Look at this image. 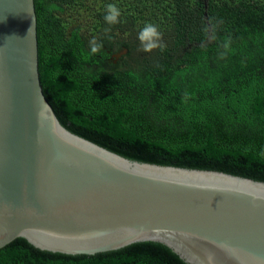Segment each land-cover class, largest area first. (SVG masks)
<instances>
[{
	"label": "trees",
	"instance_id": "16d2710c",
	"mask_svg": "<svg viewBox=\"0 0 264 264\" xmlns=\"http://www.w3.org/2000/svg\"><path fill=\"white\" fill-rule=\"evenodd\" d=\"M75 1L35 0L41 83L64 127L129 160L264 182V2L169 0L170 36L151 52L141 29L122 40L127 22L108 24L104 10L105 43L92 53L89 37L68 34L61 18ZM106 43L128 49L122 64L108 68ZM0 264L187 263L154 242L70 256L17 239Z\"/></svg>",
	"mask_w": 264,
	"mask_h": 264
},
{
	"label": "water",
	"instance_id": "95a60500",
	"mask_svg": "<svg viewBox=\"0 0 264 264\" xmlns=\"http://www.w3.org/2000/svg\"><path fill=\"white\" fill-rule=\"evenodd\" d=\"M93 256L154 242L187 264H264V182L129 160L44 93L35 0H0V250Z\"/></svg>",
	"mask_w": 264,
	"mask_h": 264
},
{
	"label": "rangeland",
	"instance_id": "374dc122",
	"mask_svg": "<svg viewBox=\"0 0 264 264\" xmlns=\"http://www.w3.org/2000/svg\"><path fill=\"white\" fill-rule=\"evenodd\" d=\"M218 3H236L242 0H215ZM252 3H263L264 0H245ZM169 0H76L71 6H68L61 13L64 21L66 32L69 34L75 28H80L81 32L89 37V40H96L97 44H104L101 40L100 13L107 9L109 4L115 5L124 21L127 22L126 33L124 38L134 39L136 34H131L133 29L140 30L145 24L155 25L161 34L162 40L170 36L171 16L169 9H166ZM168 11V12H167ZM133 17H136L133 18ZM133 18V19H132ZM135 20V21H134ZM130 24V26L128 25ZM136 33V32H135ZM114 43L115 38L111 39ZM121 40V39H119ZM104 48L110 53L108 68L122 64L127 58L128 49L120 47L115 50L108 47L107 43Z\"/></svg>",
	"mask_w": 264,
	"mask_h": 264
},
{
	"label": "clouds",
	"instance_id": "9594fccd",
	"mask_svg": "<svg viewBox=\"0 0 264 264\" xmlns=\"http://www.w3.org/2000/svg\"><path fill=\"white\" fill-rule=\"evenodd\" d=\"M120 16V11L115 5L109 4L106 9V15L104 20L108 24H114L117 22L118 17ZM138 39L142 44L143 51L151 52L153 49L165 48V45L161 42L162 37L159 33L157 27L152 24H145V26L140 30L138 34ZM91 52L96 53L100 45L97 44L96 40L93 39L91 42Z\"/></svg>",
	"mask_w": 264,
	"mask_h": 264
}]
</instances>
